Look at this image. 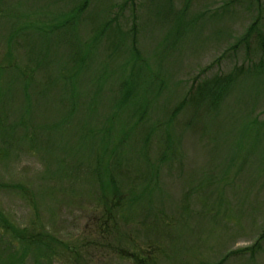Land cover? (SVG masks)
I'll return each mask as SVG.
<instances>
[{
  "label": "rangeland",
  "instance_id": "374dc122",
  "mask_svg": "<svg viewBox=\"0 0 264 264\" xmlns=\"http://www.w3.org/2000/svg\"><path fill=\"white\" fill-rule=\"evenodd\" d=\"M256 18L264 0H0V264H264Z\"/></svg>",
  "mask_w": 264,
  "mask_h": 264
},
{
  "label": "trees",
  "instance_id": "16d2710c",
  "mask_svg": "<svg viewBox=\"0 0 264 264\" xmlns=\"http://www.w3.org/2000/svg\"><path fill=\"white\" fill-rule=\"evenodd\" d=\"M79 10L82 11V7H78V9L76 11H79ZM74 18H75V16L72 17L70 19V21H73ZM114 19H115V17L112 16L107 23L112 24L113 22H116ZM259 21H260L259 18H256L254 20L253 24L250 25L246 36H244L241 39H245V40L249 39V41L251 39L258 40L259 41L258 45L261 49L262 54L264 55V36H263L264 34L263 33H257V31H258L257 23H259ZM243 68L244 67H240V69H243ZM231 81H232L231 77L217 75L210 82L205 83L203 85L200 84V86L198 88V90H199L198 95L200 93L201 97H197L196 101H198V98L202 99V98H205L207 96L210 100V103L207 100H204V101L200 100L199 102H202V103L204 102L205 107L215 110L216 106L219 104L220 99L229 90V86H230ZM203 86H209L210 88H203ZM196 103L199 104L198 102H196ZM210 105H212L213 107H210ZM111 212H112V210H111ZM108 214H106L104 219L101 220V222L99 224V226L102 228V231L99 230V232L97 233L98 236L96 235L97 238L84 242L82 244V248H84L85 250L87 248H92L93 250H96L97 248H100V249L101 248H103V249H106V248L109 249L110 248L109 241H107L109 239V237H107V236L110 235L111 233L116 234L114 232H115L117 224L115 221L116 214L114 216L113 215L110 216V214H111L110 211H108ZM111 218L113 221L110 220ZM20 234L21 233H18V232L15 233V235H20ZM31 235L32 234L30 233L29 237L26 239V241L28 242V245L31 246L30 248L35 247L36 249L38 248L40 250L41 248H48L49 247V245H47L46 243L41 242L39 237L37 239H35V237H32ZM33 235H39V234H33ZM14 244H15V242H14ZM67 249L69 250L68 253H71V256L74 258V261L79 262V260L82 257L80 252L83 253V251H80L81 248L76 247V246H73V247L68 246ZM118 250H119V254L121 256L128 257V259L130 258L132 261L135 260L136 261L135 264H146V255L145 256L143 254L137 255L131 251H127V250L123 251L120 248H118ZM230 254H233V253H230ZM78 256H80L79 257L80 259L78 258ZM226 258L227 257H225V260H226Z\"/></svg>",
  "mask_w": 264,
  "mask_h": 264
}]
</instances>
